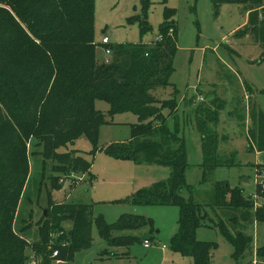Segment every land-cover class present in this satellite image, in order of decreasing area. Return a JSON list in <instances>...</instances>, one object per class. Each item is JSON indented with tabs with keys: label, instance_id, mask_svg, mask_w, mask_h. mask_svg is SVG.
<instances>
[{
	"label": "trees",
	"instance_id": "1",
	"mask_svg": "<svg viewBox=\"0 0 264 264\" xmlns=\"http://www.w3.org/2000/svg\"><path fill=\"white\" fill-rule=\"evenodd\" d=\"M211 2L216 11L224 4L243 6L248 21L234 36L250 37L264 58L262 0ZM139 4L141 13L130 21L137 22L144 35L150 31L145 19L151 1L139 0ZM175 13L174 9L164 10L155 41L109 44L105 48L110 51L111 60L99 64L94 44V0H0V264H27L32 252L41 264L71 262L75 254L91 247L92 228L106 245L121 247L132 246L138 238L117 234L145 228L152 231L151 219L125 214L108 224L102 216H92L91 205L57 203L52 199V191L61 190L64 180L72 187L85 179L89 184L93 182L92 161L98 152L120 162L169 169L167 181L138 190L123 203L177 208L178 230L170 240L174 254L191 259L192 264H210L215 245L199 242L195 237L196 231L205 226L218 228L233 247L236 260L252 250V239L240 232L232 233L227 225L249 219L264 223V209L252 210L253 201L244 196L242 189L214 181L207 204L182 196L183 191L190 192V187L185 180L188 164L185 141L179 132L178 103L175 97L160 101L152 94L171 85L177 52L178 28L172 19ZM173 94L177 95L176 89ZM212 100L210 105L200 103L193 108L190 100L182 101L191 107L193 126L201 138L202 183L217 169L237 166L232 159L234 153H219L223 138H219L214 125L221 106L216 104L217 98ZM96 101L108 105L106 115L110 118L122 113L137 117V124L130 126L128 142L98 148L99 130L108 122L96 110ZM248 111L252 126L247 151L264 152V115L255 103ZM81 137L91 145L88 159L72 149ZM30 145L34 148L32 155L41 158V179L46 164H51L46 214L37 223L38 241L32 244L13 232L30 171ZM61 149L65 151L60 152ZM259 171L263 172L264 167ZM256 192L259 193L258 188ZM259 201H264V194ZM207 209L217 212V222ZM226 211L234 212L229 214L227 223L223 220ZM65 223H69L68 229L64 228ZM27 230L25 226L19 232ZM56 250L57 257L52 258ZM254 258L264 264V247L257 248Z\"/></svg>",
	"mask_w": 264,
	"mask_h": 264
},
{
	"label": "rangeland",
	"instance_id": "2",
	"mask_svg": "<svg viewBox=\"0 0 264 264\" xmlns=\"http://www.w3.org/2000/svg\"><path fill=\"white\" fill-rule=\"evenodd\" d=\"M150 1L151 6L145 19L150 31L141 35L138 23L130 21V18L141 13L139 0H94L97 62L100 64L107 60L109 63L111 60V55L106 56L99 45L103 37H107L110 45L114 46L140 42L150 44L158 37L164 10L174 9L176 13L172 19L177 24L178 32L174 72L169 80L171 85L152 94L160 101L175 97L178 103L179 132L185 141L188 164L185 180L190 187V192L183 191L182 196L186 199L192 197L199 204H207L212 196V182L225 181L231 188L242 189L244 196L250 198L256 193V183L258 185L261 179L259 169L264 167V152L253 154L247 151L252 126L248 111L250 105L255 103L257 108L259 105L264 115V58H261L262 50L250 37L234 36L246 24L243 6L224 4L216 11L211 0ZM175 89L176 96L173 94ZM199 98L203 101H199ZM213 98H217L216 104L221 106L217 113V124L214 125L219 138H223L219 143V153H234L232 159L237 166L217 169L207 182L202 183L201 138L193 126L191 107H186L182 101L190 100L193 108L200 103L210 105ZM95 108L108 122L99 130L98 148L128 142L130 126L137 124V117L131 113H122L110 118L106 115L108 105L99 101L95 102ZM167 114L164 111V115ZM168 125L173 127L170 121ZM72 149L88 159L86 154L91 150V145L81 137ZM33 153L34 148L30 145V171L13 223V232L20 234L30 244L38 241L37 223L47 207L46 191L50 188L48 177L51 169V164L47 163L44 179H41V158L33 156ZM123 162L98 152L92 161L93 182L89 184L87 181H78L72 187L69 181L64 180L61 190L52 191V199L57 203L91 205L92 216H102L108 224L115 223L125 214L151 219L152 231L145 228L117 234L138 238L132 246L121 247L106 245L96 229L92 228V244L89 249L75 254L71 262L53 261L51 264H192L191 259L174 254L170 249V240L178 230L177 208L135 207L123 203L138 190L149 189L155 183L167 181L169 169ZM207 212L217 222L214 217L217 212L209 209ZM226 212L227 217L223 220L227 223L229 214L234 212ZM227 225L232 233L240 232L251 238L252 250L246 251L241 259L236 260L233 247L217 227H201L196 231V240L215 245L210 253V264H262L254 255L257 248L264 247V223L249 219L239 220L234 226H230V223ZM25 226L29 230L21 234L19 231ZM69 227V223L64 224L65 229ZM144 239L149 240L148 248L143 245Z\"/></svg>",
	"mask_w": 264,
	"mask_h": 264
},
{
	"label": "built area",
	"instance_id": "3",
	"mask_svg": "<svg viewBox=\"0 0 264 264\" xmlns=\"http://www.w3.org/2000/svg\"><path fill=\"white\" fill-rule=\"evenodd\" d=\"M109 44L110 43H109V40L107 39V37H103L101 42L99 43V45L103 48V51L106 54V56L111 55L110 51L105 48ZM105 63H108V61L105 60ZM199 101H203V99L199 98ZM259 178H261V179L258 181V185L256 183V187L259 189V193L256 192L255 194L250 196V198L253 201V205L255 208H263L264 209V201L263 202L259 201L260 195L264 194V171L261 172V174L259 175ZM61 234L62 233H60V235ZM143 245L145 248H148L150 244L148 242L144 241ZM54 257H57V251L53 252L52 258H54ZM27 264H41V259L37 255H35V253L32 252L30 257L28 258Z\"/></svg>",
	"mask_w": 264,
	"mask_h": 264
},
{
	"label": "crops",
	"instance_id": "4",
	"mask_svg": "<svg viewBox=\"0 0 264 264\" xmlns=\"http://www.w3.org/2000/svg\"><path fill=\"white\" fill-rule=\"evenodd\" d=\"M262 5L264 6V4H263V3H262ZM247 18H248V15H247V13H246V14H245V20H246V24H247V21H248V19H247ZM246 24H245V25H246ZM258 108H260V107H259V105H258ZM262 153H263V152H262ZM253 154H254V153H253ZM123 163H125V162H123ZM91 170H92V169H91ZM85 181H86V179H85L83 182H85ZM61 263H63V262H61Z\"/></svg>",
	"mask_w": 264,
	"mask_h": 264
},
{
	"label": "water",
	"instance_id": "5",
	"mask_svg": "<svg viewBox=\"0 0 264 264\" xmlns=\"http://www.w3.org/2000/svg\"><path fill=\"white\" fill-rule=\"evenodd\" d=\"M46 213H45V211H44V215H45Z\"/></svg>",
	"mask_w": 264,
	"mask_h": 264
}]
</instances>
